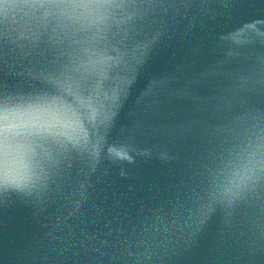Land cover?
I'll return each instance as SVG.
<instances>
[{"label":"water","instance_id":"obj_1","mask_svg":"<svg viewBox=\"0 0 264 264\" xmlns=\"http://www.w3.org/2000/svg\"><path fill=\"white\" fill-rule=\"evenodd\" d=\"M110 23L0 40V103L40 191L0 189V264H264V198L224 202L264 133V0H117Z\"/></svg>","mask_w":264,"mask_h":264},{"label":"clouds","instance_id":"obj_2","mask_svg":"<svg viewBox=\"0 0 264 264\" xmlns=\"http://www.w3.org/2000/svg\"><path fill=\"white\" fill-rule=\"evenodd\" d=\"M117 0H0V40L31 43L55 28L84 33L110 23ZM45 164L40 137L22 126L17 105L0 103V189L40 191ZM220 195L232 205L264 198V133L255 131L221 181Z\"/></svg>","mask_w":264,"mask_h":264}]
</instances>
